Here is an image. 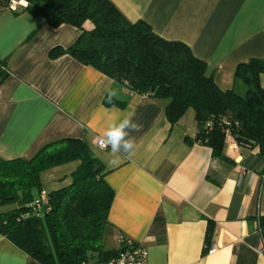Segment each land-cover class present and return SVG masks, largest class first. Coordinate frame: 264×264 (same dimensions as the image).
Here are the masks:
<instances>
[{
  "label": "crops",
  "instance_id": "1",
  "mask_svg": "<svg viewBox=\"0 0 264 264\" xmlns=\"http://www.w3.org/2000/svg\"><path fill=\"white\" fill-rule=\"evenodd\" d=\"M7 1L0 0V61L8 68L0 81V157H29L47 142L80 139L113 190L103 233L112 249L122 236L145 247L148 264H264V157L225 147L228 162L205 145L186 143L184 136L197 131L192 111L171 125L166 100L130 91L69 54L51 57L52 48L70 46L81 30L52 27L24 8L11 11ZM110 1L129 21L187 45L221 90L244 94L236 66L264 59V0ZM259 83L264 87V73ZM112 92L125 103L104 105ZM128 113L141 125L131 133L134 155L110 165V147H97L96 139L110 119ZM209 219L213 250L202 255ZM0 264L41 263L0 234Z\"/></svg>",
  "mask_w": 264,
  "mask_h": 264
},
{
  "label": "trees",
  "instance_id": "2",
  "mask_svg": "<svg viewBox=\"0 0 264 264\" xmlns=\"http://www.w3.org/2000/svg\"><path fill=\"white\" fill-rule=\"evenodd\" d=\"M26 1L24 10L42 16L48 25L65 23L81 30L70 46L52 48L51 57L69 54L130 91L166 100L165 117L171 125L192 111L197 131L183 139L207 146L213 157L232 161L224 153L226 134L236 146L264 157V87L259 83L264 59L251 58L236 66L234 80L246 88L240 95L219 89L205 62L187 45L159 37L142 20L129 21L110 0ZM6 75L0 71V81ZM109 97L103 99L106 106L125 103ZM69 162H77L70 183L46 191L47 202L35 210L43 190L42 172ZM106 173L87 145L76 138L47 142L29 157H0V205L16 204L0 211V234L41 264L109 260L119 249H107L104 243L113 198L104 180ZM212 232L209 219L202 255L208 252Z\"/></svg>",
  "mask_w": 264,
  "mask_h": 264
},
{
  "label": "built area",
  "instance_id": "3",
  "mask_svg": "<svg viewBox=\"0 0 264 264\" xmlns=\"http://www.w3.org/2000/svg\"><path fill=\"white\" fill-rule=\"evenodd\" d=\"M27 5L26 0H8L6 8L11 11H17L19 8H23ZM2 8H0L1 12ZM0 71L8 73L6 65L0 61ZM97 147H103V138H97L95 142ZM226 147L234 148L237 147L235 142L229 134H226ZM47 202L46 191L41 190L39 194V200L34 203L35 210H40L42 205ZM118 242V253L106 261L89 260L85 264H148L147 262V250L140 243H135L129 238L119 236ZM212 247L208 248V252H211Z\"/></svg>",
  "mask_w": 264,
  "mask_h": 264
},
{
  "label": "clouds",
  "instance_id": "4",
  "mask_svg": "<svg viewBox=\"0 0 264 264\" xmlns=\"http://www.w3.org/2000/svg\"><path fill=\"white\" fill-rule=\"evenodd\" d=\"M115 95V92L110 94L109 99ZM133 113H128L122 119H110L103 132V147H110V156L108 160L110 165L115 164L120 159L121 154L127 156L134 155L136 142L132 132L139 131L141 125L133 120Z\"/></svg>",
  "mask_w": 264,
  "mask_h": 264
},
{
  "label": "rangeland",
  "instance_id": "5",
  "mask_svg": "<svg viewBox=\"0 0 264 264\" xmlns=\"http://www.w3.org/2000/svg\"><path fill=\"white\" fill-rule=\"evenodd\" d=\"M76 164L77 162H69L53 167L54 169H48L52 173L50 177L45 176V173H49H47L48 170L43 171L41 177L43 179L42 186L45 191H51L69 184L71 179L70 173L76 167ZM14 207H16L15 203H4L0 205V211H7ZM105 247L112 249L113 245L112 243L106 242Z\"/></svg>",
  "mask_w": 264,
  "mask_h": 264
},
{
  "label": "water",
  "instance_id": "6",
  "mask_svg": "<svg viewBox=\"0 0 264 264\" xmlns=\"http://www.w3.org/2000/svg\"><path fill=\"white\" fill-rule=\"evenodd\" d=\"M96 170V167L94 168V171Z\"/></svg>",
  "mask_w": 264,
  "mask_h": 264
}]
</instances>
